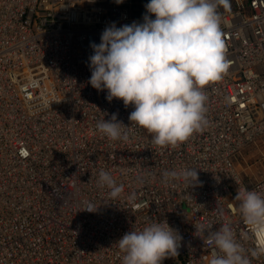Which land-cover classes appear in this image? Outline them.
<instances>
[{
    "label": "built area",
    "instance_id": "built-area-1",
    "mask_svg": "<svg viewBox=\"0 0 264 264\" xmlns=\"http://www.w3.org/2000/svg\"><path fill=\"white\" fill-rule=\"evenodd\" d=\"M146 3L0 0V264H121L115 241L156 220L182 237L162 264H208L205 236L226 222L250 264H264L234 198L241 185L264 195V147L241 168L257 164L258 178L239 161L264 137V0L218 6L228 66L204 86L206 124L175 145L153 143L128 120L131 104L88 83L90 43L111 22H140ZM114 112L127 140L95 128ZM183 168L197 180L162 178ZM101 169L123 185L117 197L97 183Z\"/></svg>",
    "mask_w": 264,
    "mask_h": 264
},
{
    "label": "clouds",
    "instance_id": "clouds-1",
    "mask_svg": "<svg viewBox=\"0 0 264 264\" xmlns=\"http://www.w3.org/2000/svg\"><path fill=\"white\" fill-rule=\"evenodd\" d=\"M218 6L227 8L229 0H147L140 22L119 27L111 22L100 33L99 43H90L88 83L105 91L106 100L131 104L128 120L152 134L157 145L183 142L207 122L204 86L219 80L228 66ZM95 128L111 140L128 139L129 125L115 112L107 120H97ZM162 178H182L192 184L197 171L166 170ZM97 183L106 186L112 197L123 190L104 169ZM234 198L244 222L261 240L250 254H264V195L241 185ZM96 208L87 202L82 209ZM205 238L213 245L208 264H250L249 253L229 223ZM181 239L166 221L156 220L125 232L115 243L123 253L121 264H162L166 257L177 255Z\"/></svg>",
    "mask_w": 264,
    "mask_h": 264
},
{
    "label": "rangeland",
    "instance_id": "rangeland-1",
    "mask_svg": "<svg viewBox=\"0 0 264 264\" xmlns=\"http://www.w3.org/2000/svg\"><path fill=\"white\" fill-rule=\"evenodd\" d=\"M135 1H139V0H135ZM141 1H146L147 2V0H141ZM263 147H264V137L261 138L257 142L256 146H253V147H250V148L246 149L242 153V157L239 159L240 164H241L240 165V170H243L246 174H248V177H252L254 179V178H258L259 176L263 175V169H260L257 166V164L253 165L252 167L246 168V169H241L242 167H246L247 164L250 165L251 162L254 159V157H252V153L257 151L259 148H263ZM242 161H243V163H242Z\"/></svg>",
    "mask_w": 264,
    "mask_h": 264
}]
</instances>
